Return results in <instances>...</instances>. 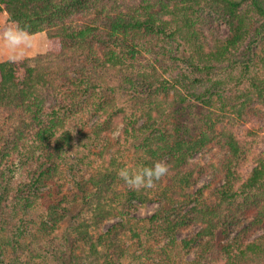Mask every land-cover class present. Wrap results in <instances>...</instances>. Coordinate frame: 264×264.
I'll use <instances>...</instances> for the list:
<instances>
[{
    "label": "trees",
    "instance_id": "16d2710c",
    "mask_svg": "<svg viewBox=\"0 0 264 264\" xmlns=\"http://www.w3.org/2000/svg\"><path fill=\"white\" fill-rule=\"evenodd\" d=\"M158 1L126 8L122 0H0V11L7 13L8 22L26 26L32 34L46 32L48 39L47 52L35 65L30 59L0 62V139L4 138L5 127L19 134L20 140L24 130L34 128L37 147L33 153L47 151L52 157L53 150L74 143V135L66 129L72 115L89 106L101 112L93 125L99 136L103 113L109 118L116 114L114 96L104 102L100 99L109 92L113 95L116 89L147 92V120L138 127V121L127 123L125 128L141 150L135 169L163 160L173 173L170 180L175 187L185 189L195 180L193 173L185 169L187 157L214 140L227 150L221 164L224 182L213 192V199L199 194L187 207L190 201L183 200L189 195L182 200L162 194L161 207L148 219L149 234L158 243L164 239L168 244L175 243L181 228L196 223L200 230L181 242L185 249H197L192 264H264V235L244 241L240 234L231 242L213 243L217 233L227 232L253 201L262 205L254 211L252 225H264V153L255 157V167L242 181L238 167L250 149L237 133L247 108L255 102L264 104V0ZM206 8L227 22V38L215 39L211 44L204 35ZM167 37L189 47L187 62L192 71L173 79L155 68L130 71L136 55ZM235 70L239 71L238 77L232 76ZM222 74L244 88L230 103H223L221 115L199 137L188 140L163 131L161 124L169 111L158 99L160 94L168 97L177 87L194 91L209 81L212 87H218L220 82L214 78ZM177 99L180 103L186 101L183 96ZM98 154L104 158L103 150ZM50 169L41 171L31 186L42 181V174L47 175ZM0 177L5 178L4 170L0 169ZM121 181L114 168L105 166L90 176L86 188L80 187L91 215L75 228L93 264H123L127 249L119 230L101 231L103 223L114 214L115 204L137 208L153 198L143 188L119 189ZM57 209V204L51 205L53 226L61 218ZM167 246L161 248L162 258L141 264H174Z\"/></svg>",
    "mask_w": 264,
    "mask_h": 264
},
{
    "label": "rangeland",
    "instance_id": "374dc122",
    "mask_svg": "<svg viewBox=\"0 0 264 264\" xmlns=\"http://www.w3.org/2000/svg\"><path fill=\"white\" fill-rule=\"evenodd\" d=\"M122 1L126 8L141 3L159 2ZM203 14L206 20L203 33L211 44L215 39L228 37L229 27L224 18L208 8ZM9 25L11 23L8 22L7 13L0 11V33ZM33 36L34 46L26 51L22 60L30 59L35 65L36 60H42L40 57L46 54L48 39L46 32ZM10 55L11 52L0 39V62L8 60ZM136 56L130 71H150L155 68L168 79L180 77L184 71H192L187 62L190 56L189 47L168 37L161 38L152 49L148 48ZM239 60L243 61L242 57ZM228 76L222 74L214 78V81L220 82L218 87H212L214 85L209 81L194 91L177 87L171 90L168 97L160 94L158 99L162 100L165 111H169V115L161 124L163 131L188 140L199 137L208 125L221 115L223 103H230L235 93L244 88L243 84H232ZM232 76L238 77L239 71L235 70ZM220 94L222 98H219ZM110 95L115 98L116 114L109 118L102 112L99 136L95 134L93 125L99 120L101 112H96L93 106H89L69 119L66 129L75 137L72 146L53 150V156L48 155L50 158L47 151L36 150L33 153L37 147L34 128L24 130L21 140L18 138L19 134L15 135L11 128H4V138L0 139V169L5 171V178L0 177L2 264H93L75 228L91 215L80 187L84 185L86 188L90 176L105 166L114 168L117 174L125 167L134 170L141 150L139 142L132 135L125 133V128L127 123L138 121V127L147 120V92L116 89L113 95L109 92L107 97L100 100L104 102ZM179 96L186 98V101L178 102ZM120 109L123 112H120ZM237 133L250 149L249 156L238 167V175L244 181L256 165L255 157L264 153V104L255 102L247 108L237 126ZM102 150L104 158L98 154ZM226 155V148L218 140H214L186 159L185 169L191 171L195 179L192 186L185 189L175 187L174 182L170 180L173 173L169 171L152 188L143 189L153 195L150 201L139 203L137 208L123 206L120 202L115 204L114 214L103 223L101 231L108 232L115 227L119 230L123 245L127 249L122 259L123 264L157 261L163 257L161 248L164 245H168L166 249L174 264H192L197 256V249H185L181 242L196 234L201 226L195 223L181 228L176 234L175 243L168 244V239L158 243L148 232V219L161 207L164 201L162 194H173L175 198L182 197V200L184 195H189L183 200L185 203L190 201L187 207L195 203L194 200L199 194L209 200L213 199V192L224 182L221 164ZM47 167H51L50 172L47 175L42 174V181L32 183L31 186L34 178L41 171H46ZM126 188L129 186L122 180L119 189ZM53 204L58 205L56 211L61 215L56 226H53L54 222L50 218ZM170 205L168 203L167 206ZM261 205L260 202H251L248 210L238 217L237 223L227 232L217 233L214 245L231 242L240 234L244 241H252L264 235V225H252L253 213Z\"/></svg>",
    "mask_w": 264,
    "mask_h": 264
},
{
    "label": "clouds",
    "instance_id": "9594fccd",
    "mask_svg": "<svg viewBox=\"0 0 264 264\" xmlns=\"http://www.w3.org/2000/svg\"><path fill=\"white\" fill-rule=\"evenodd\" d=\"M5 47L11 52L10 62L22 60L28 49L34 46V36L27 27H20L15 22L0 33ZM169 172L168 165L156 162L151 167H140L130 170L125 167L118 172L119 177L133 189H150Z\"/></svg>",
    "mask_w": 264,
    "mask_h": 264
}]
</instances>
